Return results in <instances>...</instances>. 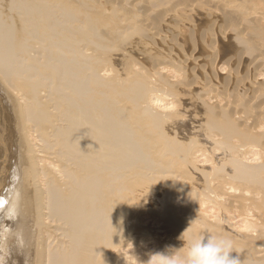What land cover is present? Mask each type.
I'll return each instance as SVG.
<instances>
[{
  "label": "bare ground",
  "instance_id": "1",
  "mask_svg": "<svg viewBox=\"0 0 264 264\" xmlns=\"http://www.w3.org/2000/svg\"><path fill=\"white\" fill-rule=\"evenodd\" d=\"M209 237L264 264V0H0V264Z\"/></svg>",
  "mask_w": 264,
  "mask_h": 264
},
{
  "label": "clouds",
  "instance_id": "2",
  "mask_svg": "<svg viewBox=\"0 0 264 264\" xmlns=\"http://www.w3.org/2000/svg\"><path fill=\"white\" fill-rule=\"evenodd\" d=\"M232 249L231 241L209 237L193 242L186 255L169 249L153 255L149 264H239Z\"/></svg>",
  "mask_w": 264,
  "mask_h": 264
},
{
  "label": "rangeland",
  "instance_id": "3",
  "mask_svg": "<svg viewBox=\"0 0 264 264\" xmlns=\"http://www.w3.org/2000/svg\"><path fill=\"white\" fill-rule=\"evenodd\" d=\"M203 24H205V22H203Z\"/></svg>",
  "mask_w": 264,
  "mask_h": 264
}]
</instances>
